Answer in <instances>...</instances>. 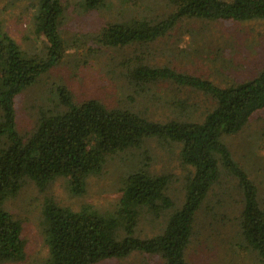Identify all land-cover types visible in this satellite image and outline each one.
<instances>
[{"label":"trees","instance_id":"16d2710c","mask_svg":"<svg viewBox=\"0 0 264 264\" xmlns=\"http://www.w3.org/2000/svg\"><path fill=\"white\" fill-rule=\"evenodd\" d=\"M62 1L29 0V34L37 48L21 47L0 19V258L24 255L21 223L1 206L26 179L43 189L63 176L71 191L80 194L87 177L102 169L107 155L140 148L146 138L156 137L176 143L179 161L187 166L180 204L167 194L173 176L151 173L148 161L126 176L113 210L100 211L89 203L72 210L46 199L42 226L48 257L41 264H95L132 252L160 256L164 264H188L185 252L194 235L196 215L219 179L220 166L237 179L242 194L243 207L236 218L238 247L252 251L264 264V208L255 184L224 143L225 136L239 132L254 114L264 110V67L247 80L220 86L169 65L142 63L135 55L125 62L137 64L129 73L137 87L135 93L171 81L210 96L213 107L200 119L158 121L129 107H107L95 98L77 102L66 86L57 84L49 105L39 108L35 126L22 134L16 129L15 96L36 83L67 49L61 34ZM82 3L88 10L105 6V0ZM166 6L170 12L155 20L143 16L108 22L94 38L103 46L141 45L165 35L185 18L264 19V0H167ZM142 219L163 226L159 232L141 237L137 227Z\"/></svg>","mask_w":264,"mask_h":264},{"label":"rangeland","instance_id":"374dc122","mask_svg":"<svg viewBox=\"0 0 264 264\" xmlns=\"http://www.w3.org/2000/svg\"><path fill=\"white\" fill-rule=\"evenodd\" d=\"M7 1L11 0H0L3 28L21 47L37 48V41L29 34L32 16L29 0H13L12 5L5 6ZM62 2L61 34L67 49L63 58L36 83L15 96L16 129L22 134L35 126L39 108L49 105L57 84L66 86L77 102L95 98L107 107H129L158 121L200 119L213 107L210 96L171 81H160L153 90L135 93L136 86L129 73L137 64L125 63L135 55L142 63L169 65L220 86L247 80L264 67V19L228 22L185 18L150 43L110 47L94 38L105 24L132 17L161 18L170 12L167 0H105V6L94 10L84 8L81 0ZM145 140L140 148L107 155L102 169L87 177L80 194L71 191L68 179L63 176H57L43 189L26 179L19 191L1 206L21 223L24 255L20 259L0 258V264H41L46 260L48 248L42 226L46 199L72 210L86 203L100 211L113 210L126 176L143 167L146 161L151 173L173 176L167 194L180 204L187 166L179 161L177 144L156 137ZM224 143L255 184L258 201L264 208V110L254 114L239 132L225 136ZM219 171L218 181L196 215L185 259L188 264H262L252 251L238 247L236 218L242 211V194L237 179L223 166ZM161 226L159 221L142 219L137 232L141 237L150 236L159 232ZM95 264L164 263L160 256L132 252Z\"/></svg>","mask_w":264,"mask_h":264}]
</instances>
